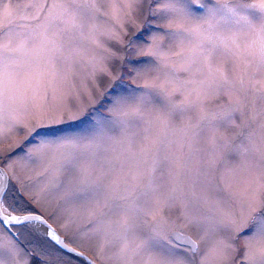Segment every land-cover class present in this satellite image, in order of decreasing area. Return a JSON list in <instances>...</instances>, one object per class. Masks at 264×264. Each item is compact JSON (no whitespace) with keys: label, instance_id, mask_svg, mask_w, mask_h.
<instances>
[{"label":"snow or ice","instance_id":"snow-or-ice-1","mask_svg":"<svg viewBox=\"0 0 264 264\" xmlns=\"http://www.w3.org/2000/svg\"><path fill=\"white\" fill-rule=\"evenodd\" d=\"M178 2L180 6L165 11L184 19L190 15L188 5L197 0ZM30 7L37 9L34 19L46 9L36 29L21 31L24 26L11 20L0 25L7 30V42L0 43V112L29 96L60 95L65 71L80 55L79 48L70 47L73 41L78 38L82 48L87 41L95 43L97 35H114L95 23L87 34L82 31L83 21H95L99 11L93 0H35ZM204 7L208 30L197 25L165 34L184 49L175 64H169L168 53L153 40L147 55L168 69L163 82L117 95L108 117L97 118L90 130L62 127L80 117L77 111L67 121L50 117L18 142L23 149L32 141L20 159L26 166H44L41 191L58 197V211L69 217L65 227L77 221L87 225L67 242L56 241L87 264L91 260L68 243L100 237L114 250L118 264H185L173 249L178 245L199 252V246L162 215L178 203L186 209V224L210 219L211 232H228L229 242L217 241L201 264H216L231 249L233 232L247 233L245 264H264V36L243 49L234 41L214 40L209 21L220 9ZM95 71L102 68L97 65ZM57 107L70 111L66 105ZM20 123L12 120L7 131ZM230 129L232 134H226ZM13 154H0V160ZM230 158L237 160L231 167ZM240 182L245 188L239 218L195 214L200 207L213 211L207 195H198L195 187L218 191L221 183L230 189ZM25 222L46 224L36 214L0 216V224ZM47 235L56 239L51 230ZM18 254L14 244L0 239V264H15ZM38 258L47 264L43 253Z\"/></svg>","mask_w":264,"mask_h":264},{"label":"rangeland","instance_id":"rangeland-1","mask_svg":"<svg viewBox=\"0 0 264 264\" xmlns=\"http://www.w3.org/2000/svg\"><path fill=\"white\" fill-rule=\"evenodd\" d=\"M34 2L35 0H0V25L11 20L14 25L24 26L21 31L36 29L37 25L43 22L46 9L34 19L37 9L30 7ZM41 2L51 4L53 0H41ZM93 2L99 11L96 13L95 21H83L82 31L87 34L91 24L95 23L102 31L114 35H97L95 43L87 41L82 48L78 38L73 41L70 47L79 48L80 55L77 62L65 71L64 79L59 86L60 95L54 97L51 93L47 96L41 94L36 100L29 96L6 106L0 112V154L14 153L11 159L0 160V166L7 174L8 188L6 196H2L5 202H1L2 207L4 205L3 208L8 210L6 212L25 214V210L29 209L26 204H30L33 207L32 210L45 215L47 222L58 229L65 236L66 241L72 232L85 231L87 225L77 221L65 227L69 217L58 211L60 206L58 197L41 191L44 177L39 173L43 172L44 166H26L20 159L28 147L32 146V141H28L23 149L18 148V142L25 140L29 129L35 128L38 124L47 123L50 117H60L67 121L71 112L80 111L78 119L67 122L62 127L81 131L90 130L97 118L108 117L111 101L117 95L142 91L145 83L163 82V73L168 69L160 65L154 57L147 55L152 50L153 40L160 43L164 51L168 53L169 64L178 62L179 57L176 54L184 49L169 41L165 34L178 27L192 29L197 25H200L201 30H208V23L204 22L207 19L204 5L220 9L219 14L209 21L213 25L210 32L214 40H224L229 43L234 41L243 49L258 42V38L264 36V8L260 7L264 4V0H197L195 5H188L190 15L184 19L174 18L165 11V9L180 6L178 0L175 3L174 0H93ZM6 31V29L0 30V43L7 42L4 39ZM230 63L229 61L228 66ZM97 65L102 68V71H95ZM58 105H66L70 111L62 112L58 109ZM210 108L214 109L215 105H210ZM42 111L47 115H41ZM14 119L21 123L12 131H7ZM51 130L55 131V128ZM233 131L234 129H230L226 134L230 135ZM227 163L231 167L237 163V160L230 158ZM244 188L245 185L242 182L230 189L221 183L218 191L205 192L201 186L195 187L194 191L198 195H207L213 208V211H209L206 207H200L195 214L198 217L207 216L215 219L223 218L225 215H235L239 218L242 213ZM21 207L24 208L23 211L20 210ZM185 211L183 205L178 203L164 209L162 215L175 229L193 236L200 249L193 254L187 248L173 249L174 255L183 259L185 264H201L207 250L217 241L229 242L228 232H211L210 219L186 224L183 218ZM232 235L235 239L231 241V249L218 259L216 264H245L244 240L247 233L236 236L233 232ZM31 237L33 238L32 235ZM0 239L5 243L10 241L16 247L18 246L8 234H2L1 231ZM69 244L76 250L94 251L105 264H118L114 257V250L100 237L82 238ZM44 245L48 250L42 252L41 243L33 238L32 242L30 241L24 248L30 250L29 254L25 250L26 255L19 252L15 264H24L23 260L32 256L37 257L34 258L38 260L36 264H41L42 259L38 258L41 253L47 258V264H78L64 252L51 247L49 243Z\"/></svg>","mask_w":264,"mask_h":264},{"label":"flooded vegetation","instance_id":"flooded-vegetation-1","mask_svg":"<svg viewBox=\"0 0 264 264\" xmlns=\"http://www.w3.org/2000/svg\"><path fill=\"white\" fill-rule=\"evenodd\" d=\"M7 189H8L7 185H5L2 196H4V197L6 196ZM17 192L20 193L19 191H17ZM2 196H1V202L5 203L4 199H2ZM26 206L29 207V209L25 210V213H37V214H40L44 219H46L45 215L42 212H39L37 210H35V211L32 210L33 207L30 204H26ZM20 210L23 211L24 208L21 207ZM0 225H1V229H0L1 233L2 234L3 233L8 234L14 242H17V245H18L17 247H18V249H20L19 250L20 254H23V255H26L27 253L29 254L30 250H25L24 248H25V246H28L30 241L32 242V240L34 238L39 243H41L42 252H44V250H48L47 247L44 245V243H47V244L49 243L51 245V247H55L56 249L60 250L61 252H64L67 255V257L76 261L78 264H87V262L85 260H83L81 258V256L74 255L72 252L70 253L69 251L60 247L59 244L55 241V239H49L48 235H47L49 230L46 229L44 227V225H41L42 227H44V229H45L44 231H42L41 228L35 227V226H33V224H30V223H23V224L11 223V224H9L8 228L5 227L3 224H0ZM176 230L180 231L183 235H185L186 238L195 242L193 236H191L189 233L183 232L182 230H179V229H176ZM55 231L57 232V234L59 236H61V238L64 242H67L66 239L64 238L65 236L58 229H55ZM28 235H30V236H28ZM31 235L33 236V238L31 237ZM68 245L70 246L69 243H68ZM174 249L183 250V248H181L178 245ZM187 249H188V251H190L191 254H193V252H194L193 249H189V248H187ZM24 250L27 253H25ZM79 250H77V251L82 253V255L86 256L89 260H91L92 264H105L104 261L94 251H91L89 249L80 250V251ZM21 257H22V255H21ZM34 258H37V257H34ZM34 258H33V256L31 258L26 257L23 260L24 264H36L38 262V260L34 259Z\"/></svg>","mask_w":264,"mask_h":264},{"label":"water","instance_id":"water-1","mask_svg":"<svg viewBox=\"0 0 264 264\" xmlns=\"http://www.w3.org/2000/svg\"><path fill=\"white\" fill-rule=\"evenodd\" d=\"M6 172L3 170V168L0 166V197H1V195H2V193H3V190H4V187H5V185H6ZM30 214H33V213H26V214H11L12 216H24V215H30ZM9 214H5L4 212H3V210L1 209V207H0V216H4V217H7ZM37 215V214H36ZM9 224H11V223H3V225L5 226V227H9ZM53 236L56 238L55 239V241H57V240H59L60 242H61V240H60V236H58V235H55L54 233H53ZM58 236V237H57ZM185 236V235H184ZM60 237V238H59Z\"/></svg>","mask_w":264,"mask_h":264},{"label":"bare ground","instance_id":"bare-ground-1","mask_svg":"<svg viewBox=\"0 0 264 264\" xmlns=\"http://www.w3.org/2000/svg\"><path fill=\"white\" fill-rule=\"evenodd\" d=\"M5 214H8V212H5ZM31 224H33V226H35V227L41 228L42 231L45 230L41 225H37V224H34V223H31Z\"/></svg>","mask_w":264,"mask_h":264},{"label":"clouds","instance_id":"clouds-1","mask_svg":"<svg viewBox=\"0 0 264 264\" xmlns=\"http://www.w3.org/2000/svg\"><path fill=\"white\" fill-rule=\"evenodd\" d=\"M260 38H258V40H259Z\"/></svg>","mask_w":264,"mask_h":264}]
</instances>
